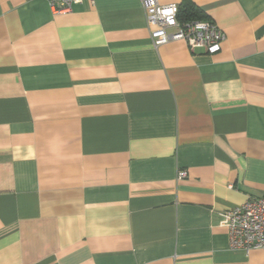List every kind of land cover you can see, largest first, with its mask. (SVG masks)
<instances>
[{"label":"crops","instance_id":"crops-1","mask_svg":"<svg viewBox=\"0 0 264 264\" xmlns=\"http://www.w3.org/2000/svg\"><path fill=\"white\" fill-rule=\"evenodd\" d=\"M193 3L215 54L138 0H0V264H264L224 215L264 196V0Z\"/></svg>","mask_w":264,"mask_h":264},{"label":"built area","instance_id":"built-area-1","mask_svg":"<svg viewBox=\"0 0 264 264\" xmlns=\"http://www.w3.org/2000/svg\"><path fill=\"white\" fill-rule=\"evenodd\" d=\"M145 15L149 37L154 48L169 41H183L191 50L203 49L208 54L220 51L224 33L208 21L177 20V4H161L158 0H138ZM81 0H47L55 14L69 12ZM187 176L178 172L177 178ZM229 249L232 251L264 250V196L248 198L225 212Z\"/></svg>","mask_w":264,"mask_h":264},{"label":"trees","instance_id":"trees-1","mask_svg":"<svg viewBox=\"0 0 264 264\" xmlns=\"http://www.w3.org/2000/svg\"><path fill=\"white\" fill-rule=\"evenodd\" d=\"M177 20L180 23L189 21H205L203 12L193 3V0H181L178 4Z\"/></svg>","mask_w":264,"mask_h":264}]
</instances>
